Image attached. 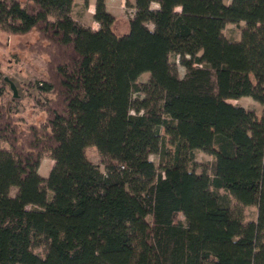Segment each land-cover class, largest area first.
Returning <instances> with one entry per match:
<instances>
[{"label": "trees", "instance_id": "1", "mask_svg": "<svg viewBox=\"0 0 264 264\" xmlns=\"http://www.w3.org/2000/svg\"><path fill=\"white\" fill-rule=\"evenodd\" d=\"M73 1L0 0V29L35 30L46 56L24 91L39 122L8 105L0 65V264H264V109L229 101L264 106V0H134L126 20L94 0L96 28Z\"/></svg>", "mask_w": 264, "mask_h": 264}, {"label": "rangeland", "instance_id": "2", "mask_svg": "<svg viewBox=\"0 0 264 264\" xmlns=\"http://www.w3.org/2000/svg\"><path fill=\"white\" fill-rule=\"evenodd\" d=\"M134 0H107V10L115 17L128 19L134 13ZM154 8L156 3H152ZM94 0H74L71 14L78 21L85 25L97 26V22L93 19ZM244 25L243 21L238 23L228 21L224 27V33L229 39H239L241 27ZM152 27L151 23H148ZM38 33L33 30L26 34H10L0 29V65L3 80L6 82L9 94L7 96L8 105L13 107L14 99L17 98L22 101V105L17 107L19 115H22L27 121L39 122L44 117V112L34 107L33 102H27L24 97V91L29 82H34L36 77L44 72V62L46 56L37 55L31 49L30 45L37 39ZM170 63L176 68L179 75H183L185 67L180 63V58L176 54H171L169 58ZM149 72L145 71L139 74L136 83L139 85L148 80ZM253 79V78H252ZM31 91L37 93L33 87ZM142 94L140 91H134L133 95ZM230 102L240 104L248 109L256 112L258 117H261L264 106L253 99L249 95H242L236 98H230ZM87 158L93 163L97 164L101 170H104L107 158L103 157L95 146L89 145L85 148ZM194 169L200 172L202 168L213 159L212 152L206 147L202 146L194 151ZM149 158L160 169V159L155 153L149 154ZM53 165V159L49 152H45L40 160L38 172L40 175L46 177ZM14 190V189H13ZM13 190L11 191L13 193ZM221 193L224 191L221 189ZM231 199V198H230ZM245 219H253L256 216V207L253 205L247 206L244 210ZM36 251L40 252L41 248L36 247Z\"/></svg>", "mask_w": 264, "mask_h": 264}, {"label": "crops", "instance_id": "3", "mask_svg": "<svg viewBox=\"0 0 264 264\" xmlns=\"http://www.w3.org/2000/svg\"><path fill=\"white\" fill-rule=\"evenodd\" d=\"M105 1H107V0H105ZM106 8H107V6H106ZM95 22H96V21H95ZM90 26H92V25H90ZM97 26H98V24H97ZM97 26H92V27L96 28Z\"/></svg>", "mask_w": 264, "mask_h": 264}]
</instances>
